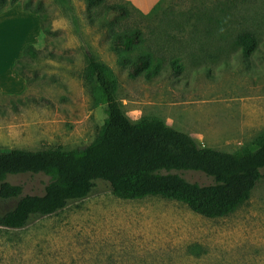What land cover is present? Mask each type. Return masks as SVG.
Returning a JSON list of instances; mask_svg holds the SVG:
<instances>
[{"label":"rangeland","instance_id":"374dc122","mask_svg":"<svg viewBox=\"0 0 264 264\" xmlns=\"http://www.w3.org/2000/svg\"><path fill=\"white\" fill-rule=\"evenodd\" d=\"M111 1L129 14L91 11L85 0H18L0 13V79L9 78L13 55L21 52L20 59L27 44L40 52L23 69L25 94L0 98V151L71 150L94 138L106 113L85 87L89 49L115 72L118 99L134 122L159 118L201 146L230 152L264 131V0H163L149 15ZM39 2L49 32L20 12ZM116 18L117 29L142 30L138 50L152 54L150 77H130L119 62L111 48ZM242 31L258 39L249 57L234 43ZM183 175L212 182L198 171ZM8 180L23 185L24 194H43L50 177ZM17 201L0 199V214ZM0 264H264V180L235 212L219 218L158 196L121 199L97 180L88 197L55 214L33 217L22 228L0 226Z\"/></svg>","mask_w":264,"mask_h":264},{"label":"trees","instance_id":"16d2710c","mask_svg":"<svg viewBox=\"0 0 264 264\" xmlns=\"http://www.w3.org/2000/svg\"><path fill=\"white\" fill-rule=\"evenodd\" d=\"M162 1L145 14L156 11ZM85 2L91 11L101 8L105 14H129L124 5L111 0ZM17 3L18 0H0V13ZM22 9L39 15L43 31H50L41 2L35 8L28 3ZM118 21L116 18L110 22L111 48L118 52L119 62L128 67L130 77H150L152 54L138 50L144 43L142 30L117 29ZM234 43L249 57L257 49L258 39L253 32L242 31ZM39 57L35 45L27 44L14 69L27 80L23 69L29 59ZM86 60L85 87L93 106L105 105L103 124L91 141L71 150L0 151V199H18L12 209L0 214V226L22 228L33 217L55 214L71 201L88 197L97 180L108 182L121 199L158 196L182 202L208 218L227 216L249 200L264 180V131L241 151L230 152L201 146L192 134L159 118L134 122L118 99V79L112 68L91 49L86 51ZM171 63L174 67L175 59ZM189 171L202 172L212 182L190 181L183 175ZM27 173L50 177L43 194H24L23 185L8 180Z\"/></svg>","mask_w":264,"mask_h":264},{"label":"crops","instance_id":"0c3cea01","mask_svg":"<svg viewBox=\"0 0 264 264\" xmlns=\"http://www.w3.org/2000/svg\"><path fill=\"white\" fill-rule=\"evenodd\" d=\"M129 3L136 6L138 9H140L144 13H149L155 5L160 0H126ZM21 14L24 16H29L28 18H32L37 23V27L41 25L40 17L34 13L31 12H24L20 10ZM21 52L17 53L16 55H13L12 61L10 63L11 69L9 71V78L7 80L0 79V98H8V97H15L19 98L25 94L28 88L27 81L20 76V74L13 70V64L14 60L19 59V54ZM4 124V121H0V126L2 127Z\"/></svg>","mask_w":264,"mask_h":264}]
</instances>
